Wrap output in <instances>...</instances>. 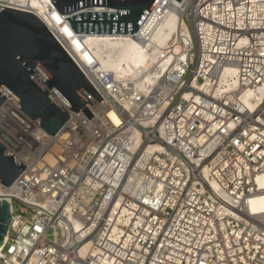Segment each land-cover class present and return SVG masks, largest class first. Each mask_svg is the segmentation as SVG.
<instances>
[{
  "label": "built area",
  "instance_id": "2783aa9c",
  "mask_svg": "<svg viewBox=\"0 0 264 264\" xmlns=\"http://www.w3.org/2000/svg\"><path fill=\"white\" fill-rule=\"evenodd\" d=\"M158 9H176L192 42L172 36L152 96L73 60L101 99L90 120L51 91L70 117L54 136L0 108V145L26 166L0 182V264H264V214L248 208L264 195V0H158L146 19ZM229 67L235 87L217 93Z\"/></svg>",
  "mask_w": 264,
  "mask_h": 264
},
{
  "label": "water",
  "instance_id": "95a60500",
  "mask_svg": "<svg viewBox=\"0 0 264 264\" xmlns=\"http://www.w3.org/2000/svg\"><path fill=\"white\" fill-rule=\"evenodd\" d=\"M75 34L132 35L158 0H50ZM180 3L181 0H176ZM104 7L110 13H80ZM41 78L38 84L33 77ZM57 96L71 112L93 118L85 103L101 101L72 57L34 14L0 7V108L9 100L46 133L57 134L70 118L53 100ZM90 107L92 106L88 103ZM26 166L0 145V182L8 187ZM11 222L10 205L0 200V248Z\"/></svg>",
  "mask_w": 264,
  "mask_h": 264
},
{
  "label": "bare ground",
  "instance_id": "6f19581e",
  "mask_svg": "<svg viewBox=\"0 0 264 264\" xmlns=\"http://www.w3.org/2000/svg\"><path fill=\"white\" fill-rule=\"evenodd\" d=\"M7 1V8L32 12L56 36L59 43L72 59L80 66L84 74L95 81L103 74H111L114 81L123 86L130 84L137 96L150 95L158 81L165 74L173 56L179 49H170L172 36L181 37L184 42H192L190 29L176 9L159 14L141 24L132 35H77L64 18L56 11H50V0H0ZM22 8V9H21ZM104 7L81 9L80 13H110ZM244 43V40L241 41ZM235 70L226 68L219 79L216 92H228L235 87ZM262 95V93H261ZM152 96V95H150ZM257 92L244 94V101L249 108L250 99L260 100ZM128 106V104L126 103ZM155 149L150 147V150ZM263 186L264 183L260 182ZM0 187V193H2ZM248 208L253 215L264 214V195H257L248 200ZM2 248V247H1ZM0 248V250H1Z\"/></svg>",
  "mask_w": 264,
  "mask_h": 264
},
{
  "label": "rangeland",
  "instance_id": "374dc122",
  "mask_svg": "<svg viewBox=\"0 0 264 264\" xmlns=\"http://www.w3.org/2000/svg\"><path fill=\"white\" fill-rule=\"evenodd\" d=\"M0 5L4 6V2H0ZM185 22L187 23L186 19H185Z\"/></svg>",
  "mask_w": 264,
  "mask_h": 264
}]
</instances>
